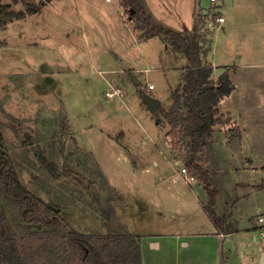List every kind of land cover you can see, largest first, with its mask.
I'll list each match as a JSON object with an SVG mask.
<instances>
[{
  "label": "rangeland",
  "instance_id": "obj_1",
  "mask_svg": "<svg viewBox=\"0 0 264 264\" xmlns=\"http://www.w3.org/2000/svg\"><path fill=\"white\" fill-rule=\"evenodd\" d=\"M143 1L156 23L176 31L191 30L197 16L196 37L202 46L211 45L204 56L212 64V79L225 71L230 76L232 92L219 103L223 123L214 128L205 167L215 172L219 184V210H233L239 227L246 228L264 204V0H222L217 11L225 21L210 28L209 0ZM1 4L15 11L30 4L38 7L36 13L0 26V134L22 184L60 217L57 229L124 234L139 237L142 244L146 237L157 238L161 246L149 252L148 264H236L226 241L205 235L207 214L200 200L206 203L207 194L198 190V175L192 173L196 192L179 177V185L166 191L160 183L152 185L161 170H136L128 156L141 166L139 154L149 159L165 132L156 125L160 113L155 117L140 106L137 92L152 84L150 92L164 106L179 78L168 68L186 64V58L172 47L165 49L158 36L138 41L134 20L121 0ZM239 57L240 63L235 62ZM114 88L121 92L108 96ZM127 142L133 153H126ZM143 147H148L144 155ZM162 152L169 161L164 177L172 182L174 158ZM5 197L0 192L3 222L17 235L50 229L22 218L18 206ZM259 230L255 233L261 240ZM186 232L198 235L187 247L178 239L188 240ZM252 234L236 236L239 250L248 251L245 243L253 241Z\"/></svg>",
  "mask_w": 264,
  "mask_h": 264
},
{
  "label": "trees",
  "instance_id": "obj_2",
  "mask_svg": "<svg viewBox=\"0 0 264 264\" xmlns=\"http://www.w3.org/2000/svg\"><path fill=\"white\" fill-rule=\"evenodd\" d=\"M121 2L134 20L135 29L145 36L159 35L186 58L183 80L170 93V108L159 107L157 112L169 125L166 135L175 157L190 174L198 175L208 196L203 208L212 224L218 231L228 230L227 215H218L215 210L219 191L215 172L210 174L205 167L208 163L205 153L213 140L214 127L223 123L219 103L232 92L230 76L225 71L216 80L211 78L212 64L202 58L210 44L202 46L199 38L156 23L143 0ZM37 11L34 4L28 5L25 11L1 4L0 26ZM0 192L8 202L18 206L22 218L50 227L19 236L9 223L3 222L5 215L0 209V264H142L139 237L89 234L70 227L66 231L57 229L62 225L60 217L22 184L12 157L2 146L1 134Z\"/></svg>",
  "mask_w": 264,
  "mask_h": 264
},
{
  "label": "crops",
  "instance_id": "obj_3",
  "mask_svg": "<svg viewBox=\"0 0 264 264\" xmlns=\"http://www.w3.org/2000/svg\"><path fill=\"white\" fill-rule=\"evenodd\" d=\"M223 2V1H222ZM222 5V4H221ZM197 14V13H196ZM154 16V15H153ZM154 18H155V16H154ZM197 16H196V20H195V23H193V28H191V30H189V28H187V27H185L183 30H178V31H180V32H182V33H184V34H186V35H190V36H192V37H195V38H197L196 37V34H198L197 33V30H198V20H197ZM225 21V20H224ZM168 27V26H167ZM208 27V26H207ZM134 31L136 32V34H137V37H135L138 41L139 40H144V39H148V38H152V37H159L161 40H162V38L159 36V35H152V36H145V35H143L142 34V32H141V30H139V29H135L134 28ZM133 31V32H134ZM198 39V38H197ZM162 42H163V44H164V47H165V49H167V48H170V45H168L166 42H164L163 40H162ZM200 45H201V43H200ZM202 47V46H201ZM206 47V46H205ZM203 49V48H202ZM172 50V49H171ZM211 50V45H209V47H208V49H207V51H206V54L208 55V53H209V51ZM173 52H175L174 50H172ZM202 54V53H201ZM178 55H179V53H178ZM181 55V54H180ZM100 56V55H99ZM202 58L203 59H205V60H207V56L205 57L204 55L202 56ZM97 61L98 62H100L99 61V59L97 58ZM208 61V60H207ZM237 61H239V63H240V61H241V58L239 57V58H236V61L235 62H237ZM210 62V61H209ZM211 63V62H210ZM239 63L237 64V67H238V65H239ZM246 64H248V63H246ZM185 65L186 64H182V65H180V66H173V65H170V67L168 68V70H176V72H178L179 73V78H178V82H177V84H176V86L174 87V88H170V93H171V91L173 90V89H175L177 86H178V84H180L181 82H182V80H183V72H184V67H185ZM236 66V65H235ZM231 67V66H230ZM230 67L228 68L227 67V70L229 71V69H230ZM122 69H125V70H132L133 71V69L132 68H130L128 65H125V64H122ZM116 70V69H115ZM115 70H113V72L115 71ZM135 72V71H134ZM227 72V71H226ZM136 73V72H135ZM228 73V72H227ZM212 78V77H211ZM132 79H133V82L134 83H136V85H139V87H140V81H139V79H138V77L136 76V75H134L133 77H132ZM214 80V79H213ZM141 89L143 88V87H140ZM145 91L148 93V94H150L152 97H154V98H156L158 101H159V105H158V108L159 107H161V108H163V109H165V110H167V109H169L170 108V106H171V98H170V101H169V99L167 100V102H166V104L164 105V106H162V101L160 100V98L159 97H157L155 94H152L150 91L152 90V89H154V87H152V88H149L148 87V84H146L145 85ZM170 93H169V96H170ZM122 94H120V95H118V97L119 98H121L120 96H121ZM113 97H115V95L113 96ZM139 99L141 100V98L139 97ZM223 100V99H222ZM221 100V101H222ZM221 101H220V103H221ZM101 105V104H100ZM139 105L141 106H143L147 111H149L150 113H152L155 117H156V112L158 111V108H157V110L155 111V112H151L149 109H148V107L146 106V104L141 100V103H139ZM101 107H102V105H101ZM142 108V107H141ZM158 116V115H157ZM160 116H162L161 114H160ZM161 120H159V119H156V125H161L162 127H163V131H165L164 133H163V143H162V145L160 146V147H158V146H156V148H151V146H150V148H151V150L152 151H150V153H149V159H147L146 161L144 160L145 158V155H144V153H145V151L148 149V147H146V148H142V150H141V153H143V155L144 156H142V154H139L140 156H139V158L141 159H139V163L142 161V165L140 166V165H138L137 164V162H136V160H135V158L136 157H134L133 156V159H132V157H131V155L130 154H128V156H129V158L131 159V161L133 162V164L132 165H134V168L136 169V170H139V171H151V170H153V169H157V170H161V176H160V180H155V181H153V183H152V185H155L154 183L156 182V184L157 183H160V184H158L159 186H161V187H163V188H167L166 189V191L167 190H170V188L171 187H173V186H178V185H176L177 183H176V180L177 179H179L178 177H179V173L176 171V168L178 167V159L175 157V152L172 150V147L169 145V138H168V136L166 135V132L169 130V125H168V123L164 120V118L163 117H161L160 118ZM215 128V127H214ZM164 134H165V136H164ZM124 137H126L125 136V134H124ZM112 140H114V142L115 143H117L118 144V141L115 139V138H111ZM127 144H128V146L126 147V149H125V151H126V153H128V150L131 152V153H133L132 151H133V148H132V146L131 145H129V142H127ZM119 145V144H118ZM164 150V152H165V150L166 151H169V153H170V155L172 154V156H173V158H174V160H173V166H175V172H176V174L174 175V177L172 178L173 180H172V182H170V181H168L165 177H164V173L165 172H163V171H165V168H166V165H167V163L169 162L168 160L166 161L165 160V158L166 157H164L165 156V154H163V151ZM168 159V158H167ZM171 163V162H170ZM149 165H152V167L153 168H150V166ZM235 169H237L236 167H235ZM238 170V169H237ZM242 170H246V169H242ZM193 182V184H195L194 183V181H191V182H183V183H186L187 185H188V189L190 190V191H192V192H196L195 190H197L196 188H194L193 187V185H191V183ZM171 184V185H170ZM254 184L255 185H260L259 183H257V182H254ZM170 185V187H168ZM196 185L198 186V190H203L204 191V189H203V187H202V185H201V183L200 182H196ZM236 185L238 186V187H240L241 186V188H244L245 189V187H249L250 189H256V187L253 185V184H251L250 185V183H240V182H236ZM166 186V187H165ZM264 186V185H263ZM217 187L219 188V184L217 185ZM261 187V186H260ZM172 189V188H171ZM160 191H162V190H160ZM219 194V193H218ZM201 202V205H202V209H203V211L205 212V210H204V208H203V206L207 203V201H208V196L206 195V203L203 201V200H200ZM182 202L183 203H185L187 206H193V203H191V202H186L185 200H182ZM181 206H183V205H181ZM220 208V207H219ZM219 208H218V203L216 202V205H215V210H216V213L218 214V215H227V218H228V220H227V228H228V230H225V231H221V230H217L215 227H214V225L210 222V225H209V218H207V216H206V212H205V219H207L206 220V226H205V235H209L212 239H215V240H218V239H220V240H223V241H226V244L228 245V248L226 247V250L227 251H230V253H231V255L232 256H236V258H237V261H236V264H260V260H261V258H262V255L264 254V244H262V242H261V240L257 237V235H256V233H255V230H257V229H260L259 231H260V233H261V231L262 230H264V204L260 207V208H258V210H260L261 212H259L257 215V217H262L263 218V220L262 221H258V219L256 218V219H252V221L250 222V226H248V227H246V228H240L239 227V221L237 220V219H234V217L236 218V216L234 215V213H233V210H231V211H228V212H225V211H222V210H219ZM221 209V208H220ZM224 212V213H222V212ZM234 216V217H233ZM253 232V234H252V236H253V241H251V242H247V243H245L246 244V246H247V248H248V251H246L245 253L244 252H242V250H239L238 249V246H237V243L235 242V238H236V236H238L239 234H248L249 232ZM185 233V232H184ZM184 233H183V235H184ZM185 235H187V237L189 238L188 240H182L181 239V237L182 236H179L178 237V239H179V243H182L183 244V246H189V244H190V242L191 243H193V244H195V241H194V239L195 238H198L197 236L198 235H196V234H194L193 232H186V234ZM165 237V236H164ZM164 239H167V238H164ZM261 242V243H260ZM257 243V253L255 254L254 253V251L253 250H255V244ZM139 245H140V249H141V256H142V264H148V259H146V257L148 258V254H149V252H151V250H154V249H157V248H160V241H159V239H157V238H154V237H146V240H145V242L142 244L141 242H140V240H139ZM147 250H148V253H147ZM144 253H145V257H144ZM252 253H254L253 255H250V254H252ZM246 256H247V261H245V259H246ZM228 259V258H227ZM224 263L225 264H228L227 263V260H226V262L224 261ZM232 264V263H231Z\"/></svg>",
  "mask_w": 264,
  "mask_h": 264
},
{
  "label": "built area",
  "instance_id": "obj_4",
  "mask_svg": "<svg viewBox=\"0 0 264 264\" xmlns=\"http://www.w3.org/2000/svg\"><path fill=\"white\" fill-rule=\"evenodd\" d=\"M210 6H209V14L210 18L206 21L207 26L214 27L216 25H220L222 22H224V16L217 11V7L221 6L222 0H209ZM149 88H152V84H148ZM121 90L119 88H114L112 91H108L106 94L108 96H113L114 94H119ZM178 164L180 165L179 168V178L183 179L186 182H191L195 180V177L192 174H189L187 168L182 164V162L179 160ZM258 221H262L263 218L260 216L257 218ZM261 242L264 244V230L261 231Z\"/></svg>",
  "mask_w": 264,
  "mask_h": 264
},
{
  "label": "water",
  "instance_id": "obj_5",
  "mask_svg": "<svg viewBox=\"0 0 264 264\" xmlns=\"http://www.w3.org/2000/svg\"><path fill=\"white\" fill-rule=\"evenodd\" d=\"M137 95L141 97L142 101L146 104V106L151 112H155L157 110L159 101L156 98L152 97L150 94H148L146 91H143L142 89L137 92ZM260 264H264V254L262 255Z\"/></svg>",
  "mask_w": 264,
  "mask_h": 264
}]
</instances>
